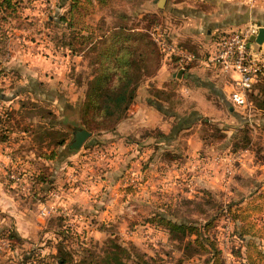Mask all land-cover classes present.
I'll use <instances>...</instances> for the list:
<instances>
[{
	"label": "rangeland",
	"instance_id": "374dc122",
	"mask_svg": "<svg viewBox=\"0 0 264 264\" xmlns=\"http://www.w3.org/2000/svg\"><path fill=\"white\" fill-rule=\"evenodd\" d=\"M19 1L22 7L21 25L13 30L9 29V25L3 26L6 34L0 36V92L5 94L0 108L6 111L13 108L15 111L21 101H25L29 107L37 104L30 94L29 97H17L16 93L19 73H34L39 66L47 73L60 75L53 86L61 97L54 101L55 114L51 118L54 120L53 117H56L57 121L51 125L46 119L40 124L37 116L33 121L34 132L32 130L30 134L36 139L41 137V140H32V135L17 131L10 136V140L3 142L0 152L7 157L1 168L9 191L18 192L20 200L26 203L40 199V193L37 195L33 191L35 185L31 177L41 169L50 171L55 181L53 196L45 200L59 203L61 198L66 200L69 196L70 199L63 201L62 206L67 210L58 213L59 221L45 214L37 219L38 223L41 222L39 233L23 242L19 254L11 256L13 261L9 264H37L44 257L50 264H56L51 255L59 241L76 259L84 255L86 248H90L101 264H116L111 255L114 237L128 251L129 242L135 245L136 251L130 250V253L134 261L139 260V264H207L206 257L209 255L205 250L185 256L180 240L171 237L164 227L147 222L146 218L154 211H163L178 221L198 224L210 216L215 217L210 233L217 239L223 260L226 264H243L241 256L235 254V250H244L243 241L233 233V229L237 232L240 224L223 213L220 206L241 199L246 205L259 192L257 189L264 187V108L258 106L256 99L262 96L259 93L256 95L258 90L253 86L247 94L248 104L244 107L233 106L227 96H221L220 86L210 87L194 82L183 92L182 87H185L184 84L187 87L189 80L178 81L172 75L167 82L168 90L159 94L167 99L161 104L168 120L174 123L179 117L190 115L194 107L199 106L196 94H201L214 106L213 111L202 114L217 126L214 135H210L212 131L202 122L195 121L180 130L173 140H117L118 144L115 145L112 143L117 139L115 130H102L94 125L92 134L78 149H69L65 142V147L60 150V161L51 162L38 155L40 151L51 148L54 139L62 134L70 138L72 126L86 127L79 108L88 79L95 73L96 49L107 42L111 33L117 30L115 27L132 28L151 38L149 31L157 26V29L164 31L166 39L196 53L192 63L207 59L214 50V39L224 32L217 30L206 35L202 29L200 42L186 40L178 43L170 37L169 30L178 21L187 20L185 4L196 9V4L201 7V3L185 0L186 3H182V16L171 10L178 0H163L160 6L157 5L158 0H105L103 6H87L76 25L81 28L88 26L87 31L92 32L89 34L90 44L86 43L81 46L82 49L72 53L60 46H53V41L63 39L65 32L62 25L48 24V18L52 17L49 19L51 21L63 11V7H58L57 0ZM236 2L244 8V0ZM257 23H260L257 19L246 24L243 21L239 27ZM210 43L213 46H208ZM253 49L260 51L257 47ZM160 52L161 65L167 57ZM176 66L173 65L174 68ZM156 67L151 61L150 70L155 71ZM205 68L211 72L209 66L205 65ZM216 73L219 76L222 74L218 70ZM65 95L68 101L63 100ZM46 102L42 103L46 105ZM40 109L35 108V113H40ZM41 110L46 113L47 109ZM217 134L223 136L217 138ZM203 135L206 139L202 138ZM49 138L51 140H47ZM233 140L238 144L236 150H233ZM244 140H249L247 147H242ZM8 168L17 171L19 181L8 178L5 172ZM254 202L261 200L257 198ZM39 206L33 209L36 214H40ZM248 213L250 222L254 221L258 228L264 226V210H248ZM6 230V226L0 228V238ZM15 244L11 247L14 248ZM193 249L189 247L186 253ZM127 252L119 255L127 259ZM136 252L137 256H134ZM5 253L7 250L0 253V258Z\"/></svg>",
	"mask_w": 264,
	"mask_h": 264
},
{
	"label": "trees",
	"instance_id": "16d2710c",
	"mask_svg": "<svg viewBox=\"0 0 264 264\" xmlns=\"http://www.w3.org/2000/svg\"><path fill=\"white\" fill-rule=\"evenodd\" d=\"M57 2L58 7H63V11L57 18L51 21L49 19L52 17L48 18V24L62 25L65 32L63 39L57 40L58 43L57 41H53V46H60L69 52L75 53L82 49L81 46L84 44H90L91 38H89V34H92V32L87 31L86 28L88 26L86 28L77 27L76 24L78 18H81V12L85 9L87 10V6H93V4L103 6L106 2L105 0H57ZM21 9L19 0H0V36L6 34V29H3L5 25H9L10 30L18 29L22 19ZM116 28L117 30L111 33L107 42L102 43L96 49L98 50V57L94 61L97 64L95 73L88 79L87 88L83 96L84 99L79 108L82 114V122L89 130L93 129L94 125L97 128H102V130H115L118 122L125 117L127 109L133 102L140 82L146 77L154 75L160 66L161 50L157 48L146 33L133 31L132 28L115 27L114 29ZM1 48L0 45V50ZM151 61L157 66L155 71H151L149 68ZM192 61L184 64L183 69H186ZM144 76L146 77L144 78ZM252 86L258 90L256 95L258 96L259 93L262 96L261 99H256L258 106L264 108V75L258 74ZM4 97L5 94L1 91L0 99ZM229 101L233 106H237L232 103L230 98ZM21 105L26 106L27 103L22 101ZM32 106L35 105L32 104ZM158 108L161 110L162 106L159 104ZM17 112L18 109L14 111L13 108L9 111L3 110L0 112V141L9 138V134L14 131V127L30 131L34 129L33 126H30L31 121L25 119L26 116L24 114L17 116ZM46 112L51 113L49 110H46ZM34 114L35 112L31 110L26 115L32 116ZM41 116L44 115L41 114ZM195 121H200L203 125L207 126L212 131L210 135H214L213 131L218 130L214 123L209 122L205 116L193 110L190 115L179 117L173 123L169 133L165 134L157 127L142 128L139 137L145 138L151 136L154 139L163 136L171 137ZM216 136L219 138L223 134H217ZM202 138L206 139L204 135ZM64 142L65 136L62 134L60 138L54 139V142H52L54 145L52 144L51 148L40 151L38 155L46 160H54L59 157L57 146L64 144ZM248 144L249 140H244L242 147H247ZM232 146L233 150H236L238 148L237 142L233 140ZM31 180L33 186L35 185L36 187H34V193L38 195L42 192V196L39 194L41 200L47 199L51 192L54 191L53 185L55 181L50 171L45 172L41 169L32 175ZM257 191L259 192L252 196L246 205H243L241 199L231 202L227 206H220L223 213L228 214L232 221L240 224L237 232L233 229V233L243 241L244 250H235V254L241 256L243 264H264V226L258 228L259 226L254 225V221L250 222L248 213V210L255 212H262L264 210V187L261 189L259 187ZM257 198L261 202H254ZM235 210L239 211V213H236ZM211 217L213 216H210L205 222L198 224L189 221H178L169 217L163 211H154L146 218V221L164 227L171 237L180 240L182 242L181 249L185 256L205 250L209 255L206 257L207 264L208 262L210 264H226L221 256V250L217 245L216 237L210 233V228L214 225L215 218ZM51 218L59 221L60 215L57 214ZM1 238L9 239L11 246L13 243L22 242V239L12 228H8L3 232ZM116 240L117 238L114 237V249L111 252L112 257L115 258V263L139 264V260L138 262L134 261L131 257L132 253H130L131 251H136L135 245L129 242L130 249L128 251L126 248H122L121 244H118ZM189 247H193L194 249L187 254L186 249ZM123 251H128L127 259L121 258V255H119ZM73 256L72 252L59 241L56 245V251L51 255V258L56 264H101L99 257L90 248H86L84 255L78 259ZM134 256H137V252ZM37 264H50V262L44 257L40 258Z\"/></svg>",
	"mask_w": 264,
	"mask_h": 264
},
{
	"label": "crops",
	"instance_id": "0c3cea01",
	"mask_svg": "<svg viewBox=\"0 0 264 264\" xmlns=\"http://www.w3.org/2000/svg\"><path fill=\"white\" fill-rule=\"evenodd\" d=\"M195 1H199V3H201V7L196 4L197 8L191 9L192 7L188 3L185 4V6L187 7H184L182 3H186V1L178 0L173 7L174 9H171L172 11H175L176 13L182 16L183 13L181 12V9L184 7V14L188 16L187 20L183 22L178 21L177 23L171 25L169 28L170 37L178 43L179 42L184 43L186 40L192 43L196 41L200 42L199 39L201 38L200 35L202 29L206 35L214 33L217 30H221V32H226L228 30L236 29V27L238 28L240 26L239 23H242L243 21L244 24H246L248 21L253 19H257L260 22L256 24L258 27L264 26V0H259L258 3H255V5H248L244 1V8L236 4L237 0H195ZM193 33L194 35H192ZM213 43L208 44V46H213ZM248 46L252 48L257 47L261 52H264V41L260 45L251 42ZM170 60L172 59L168 58L167 61V58H165L162 61L160 67L157 69V72L153 76L146 78V80H144L137 87L135 98L133 102L130 104L129 108L127 109L125 117H123L118 122L115 128V136H117V139L114 140L112 143H114L115 145L116 143L118 144L117 140H138V139L145 140L146 138L147 140L154 139V137L151 136H147L145 138L139 137L140 130L142 128L157 127L165 134L171 131L173 122H170L168 120V118L163 112V107L160 110L158 106L159 104L162 106L161 102L167 101L166 97L163 98L162 95L159 94L161 93L164 94L165 90L166 89L168 90L167 82L170 81L172 75H174L173 77L178 81L180 80L185 81V79L189 80V82L187 83V87L183 83L185 86L182 87L183 92L184 90L186 91L188 88H190L189 85H191L192 83L195 82L197 84V82H199V84H206V85L208 84V86L210 87H215L216 85L220 86L221 88L219 91L221 96H227L229 99V94L231 90L234 88V82L232 77L233 72H222L219 67H214L213 65L208 63L207 59H200L197 62L195 61L191 63L186 69H182L180 75H178V70H180L181 68L178 67V65L176 66V68H174L173 65H176L175 64L176 62H174L173 60L170 62ZM6 63H8V61L5 62V64ZM171 63H173V65ZM170 64L172 66H170ZM205 65L211 68L210 73L206 71L207 68H205ZM210 68H208L209 71ZM41 69L42 67L39 66V68H37V71H34V73L33 71L27 73L25 72L23 74H21L20 72L19 78H17V81L19 83L18 86L19 88H18V93H16V96L19 97L20 95H25L29 97L28 94H30L31 96L30 98L33 99L35 102H37V104L41 103L40 104L41 106L34 104L35 106L29 107L28 105L26 106L21 105L22 102L21 101L19 107L16 106L17 107L16 109H18L19 114L22 115L24 114L26 116L25 119L27 118L28 121H31L30 126L33 127H35L33 121L34 122L36 121V116L40 124L42 122H46V119H49L51 125L53 121H57L56 117H53L54 120H51V118H52V114H55L54 101L59 100L58 97L59 98L61 97V94H58L57 90H55L53 86L54 83L58 82L55 79H59L60 75L51 73L49 71L47 73L45 72V70H41ZM217 70L222 73L221 76H219V74L216 73ZM153 83L154 86L152 87ZM38 86L41 87L39 88ZM203 88L205 91V86H203ZM227 91L228 94H226ZM195 98H197L198 101H200L198 104L199 106L196 105L194 107L195 111H197L201 115L202 114L206 115L208 112L213 111L212 109L214 108V106L209 100H205L204 96H202L201 94H196ZM67 99L69 98H67V95H65L63 100L68 101ZM3 101H5V97L0 99V102ZM43 101L49 102V103L46 102V105L47 104L48 105L47 106L44 105L42 103ZM27 106L28 108L26 109ZM40 107L41 109L49 110L51 113H47V112L45 113L43 112V110L41 111L39 110L40 113H35L32 116L26 115L31 110L36 112L35 108H40ZM1 111L3 110L1 109L0 112ZM41 114H43L44 116H41ZM17 131L22 133L26 132L28 134H30L31 132L30 130L17 129L14 127V131L10 132L9 138L10 136H12V134H14ZM31 135L32 134H30L29 136ZM177 135L178 132L171 137L163 136L155 140H173ZM9 138L5 140H10ZM36 138L35 136L33 137L32 135V140H35ZM40 138L41 137H39L36 140H41ZM47 140H51V138ZM68 140L69 138H65V142H68ZM4 141L3 140L0 141V148L2 147ZM65 142L64 144L60 145L57 148L59 151V155H58L59 157L55 158L54 159L55 161H60L59 158H61L60 156L62 154L60 153V150L65 147ZM1 153L2 152H0V164H1L0 165V228L5 226L6 229L12 228L22 239L21 243H16L15 244L16 246L14 248L7 250V253L3 254V256L0 258V264H9L13 261L11 259V256H14V254H19L20 246L23 245V242L27 241L31 237H35L39 233V228H41L40 225L41 222L38 223L37 219H39L40 216H42V214L41 213H40L41 215L36 214V211L33 212V209L34 208L38 209V206L42 204V201H44L47 204H52L53 206L55 205V209L53 210L51 209L49 214H45L48 215L49 217L51 216L53 217L58 213L67 210L65 206H62V204H64L63 201L66 202V200L70 199V197L68 196L66 200L64 198H61L62 202L60 201L59 203L54 201L51 202L49 200H40V199H37V201L33 203H29V202L26 203L24 202L23 199L20 200L21 198L18 192H14V190L9 191V188L7 187V183H6L7 180L4 175V171L1 168V166L3 165V161H5L7 156ZM51 169L53 168L51 167ZM10 185L12 186L13 184ZM53 192H55V190ZM53 192H51L50 194L51 196H53L54 194ZM53 199L54 198H52V200Z\"/></svg>",
	"mask_w": 264,
	"mask_h": 264
},
{
	"label": "built area",
	"instance_id": "2783aa9c",
	"mask_svg": "<svg viewBox=\"0 0 264 264\" xmlns=\"http://www.w3.org/2000/svg\"><path fill=\"white\" fill-rule=\"evenodd\" d=\"M244 1L252 5L259 0ZM257 28L256 25L238 27L217 36L214 41V50L207 58L208 63L214 67H219L223 72H233L234 88L231 90L229 98L237 106L244 107L248 104V90L258 74L264 75V52L255 51L248 46V37L254 35ZM149 34L151 40L157 48H160L164 56L173 59L180 68L196 58V53L193 50L166 39L164 31L157 29V26L153 27ZM5 172L9 179L20 180L15 169L8 168ZM39 209L43 215L49 213L51 209H55V206L42 201ZM11 248L9 239L0 238V253Z\"/></svg>",
	"mask_w": 264,
	"mask_h": 264
},
{
	"label": "water",
	"instance_id": "95a60500",
	"mask_svg": "<svg viewBox=\"0 0 264 264\" xmlns=\"http://www.w3.org/2000/svg\"><path fill=\"white\" fill-rule=\"evenodd\" d=\"M162 1L163 0H158L157 5L160 6ZM248 40L260 45L264 41V26H259L256 33L254 35H250ZM182 69L183 68L178 70V75H180ZM70 132L71 136L66 145L71 150H76L81 147L84 141L92 134L91 130L81 125L72 126Z\"/></svg>",
	"mask_w": 264,
	"mask_h": 264
}]
</instances>
